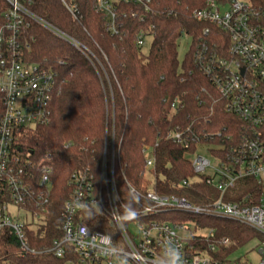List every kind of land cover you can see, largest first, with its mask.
<instances>
[{
	"label": "trees",
	"instance_id": "16d2710c",
	"mask_svg": "<svg viewBox=\"0 0 264 264\" xmlns=\"http://www.w3.org/2000/svg\"><path fill=\"white\" fill-rule=\"evenodd\" d=\"M143 1L147 11L144 4L116 3L122 24L118 33L107 30L96 0H66L75 7L74 14L62 0H31L27 7L81 46V50L77 49L32 19L20 28L23 62L50 71L56 79L49 123L26 132L19 142L24 157L34 161L49 157L53 168L54 203L49 224L36 232V242L29 243L31 247L46 249L53 237H60L61 213L71 193L68 181L77 170L98 175L105 146L108 162L114 150L115 178L125 201L130 200L131 184L137 189L204 204L208 197H217L213 189L204 182L181 185L195 177L188 154L197 145L192 143L190 149H185L168 139V133L177 127L189 128L201 142L215 146L216 151L237 146L250 136L248 126L227 111L195 58L201 42L221 54L227 48L226 34L193 17L194 11L205 8L207 0ZM249 1L264 6V0ZM8 10L7 1L0 0V28L6 23ZM205 29H209L207 37ZM141 31L151 38L147 53L136 45ZM184 35L191 39V46L180 60L178 44ZM174 103L176 108L172 107ZM3 113L0 93V118ZM146 146L153 149L155 158L150 171L145 169ZM240 183L249 184L252 180ZM242 195L238 193L237 197ZM159 218L173 224L193 222L195 229L213 230L216 239H229V246H218L215 254L210 253L209 243L201 235L186 241L190 250H207L215 260H226L253 240L264 242V236L255 229L229 219L181 211H168ZM86 224L91 230L112 233L90 215ZM0 263L65 264L66 259L45 252L22 255L16 240L3 236Z\"/></svg>",
	"mask_w": 264,
	"mask_h": 264
},
{
	"label": "built area",
	"instance_id": "2783aa9c",
	"mask_svg": "<svg viewBox=\"0 0 264 264\" xmlns=\"http://www.w3.org/2000/svg\"><path fill=\"white\" fill-rule=\"evenodd\" d=\"M6 1L9 10L6 23L0 28V93L4 101L0 118V241L3 236H10L19 243L22 255L45 252L66 259L65 264H167L173 255L179 264H264V242H260V258L255 263L230 257L215 260L210 253L215 254L218 246H229V239H216L213 230H208L205 240L210 253L192 251L179 235L188 226L159 218L168 211L212 216L237 221L264 236V6L249 0H207L205 8L193 13L196 21L213 24L227 35V48L222 54L201 42L195 58L227 111L248 126L250 136L237 146L222 147L221 151L201 142L189 128L177 127L167 138L185 149L196 144L193 155L203 147L215 157L214 165L201 155L191 160L195 177L181 185L204 182L217 197H208L204 204H193L185 198L128 184L130 200L125 201L115 178L114 150L108 162L105 146L98 175L83 169L71 175V193L61 213V235L53 237L46 249L39 250L29 243H35L36 232L49 224L54 203L53 168L49 157L39 161L24 157L19 142L26 132L49 123L56 79L50 71L23 62L20 28L32 19L77 49L81 50V46L35 16L27 8L31 0ZM62 1L74 14L75 7ZM120 1L144 4L143 0H96L97 11L103 14L111 33H118L122 27L116 5ZM142 7L148 10L147 5ZM133 15L137 16V12L133 11ZM204 36H209V29L204 30ZM150 39L141 31L136 45L149 47ZM172 107L176 108V104ZM152 151L149 146L143 149L147 171L154 169ZM245 180H252L242 184L250 187L249 191L246 189L240 197L230 193ZM89 215L112 233L91 230L86 224ZM131 225L139 232L133 233Z\"/></svg>",
	"mask_w": 264,
	"mask_h": 264
},
{
	"label": "rangeland",
	"instance_id": "374dc122",
	"mask_svg": "<svg viewBox=\"0 0 264 264\" xmlns=\"http://www.w3.org/2000/svg\"><path fill=\"white\" fill-rule=\"evenodd\" d=\"M247 1V0H246ZM191 46V39L187 36L184 35L182 39L179 41L178 44V54H179V59L183 60L187 52L189 51ZM144 52L147 53L149 50V47L146 46L144 49ZM201 155L205 158H207L213 165L215 164L216 160L215 157H213L210 152L203 147H199L197 152L193 154H188V158L190 160H193L196 156ZM251 186V185H250ZM247 187L242 185L241 183L237 185V188L235 190L230 191L231 194L237 195L238 193H244L246 191ZM170 222V221H169ZM185 225L188 226L187 230L185 231H179V235L187 241L191 236L194 235H201L203 237H207L208 235V230L205 229H195L194 225L189 222L185 223ZM130 230L133 233L139 232V228L135 226H130ZM260 241L259 240H253L250 243H248L246 246L243 248L237 250L234 252L231 256L230 259L235 260L238 258H241L242 260H247V262H257L260 258L258 254V249H259Z\"/></svg>",
	"mask_w": 264,
	"mask_h": 264
},
{
	"label": "clouds",
	"instance_id": "9594fccd",
	"mask_svg": "<svg viewBox=\"0 0 264 264\" xmlns=\"http://www.w3.org/2000/svg\"><path fill=\"white\" fill-rule=\"evenodd\" d=\"M176 256L173 255L167 262V264H179V260L175 258Z\"/></svg>",
	"mask_w": 264,
	"mask_h": 264
}]
</instances>
